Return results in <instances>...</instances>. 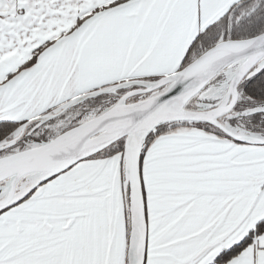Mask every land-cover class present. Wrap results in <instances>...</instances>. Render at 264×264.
<instances>
[{"label": "snow or ice", "instance_id": "snow-or-ice-1", "mask_svg": "<svg viewBox=\"0 0 264 264\" xmlns=\"http://www.w3.org/2000/svg\"><path fill=\"white\" fill-rule=\"evenodd\" d=\"M0 264H264V0H0Z\"/></svg>", "mask_w": 264, "mask_h": 264}]
</instances>
